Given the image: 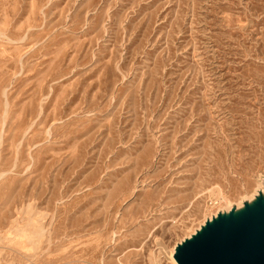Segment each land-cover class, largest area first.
Returning <instances> with one entry per match:
<instances>
[{"label": "rangeland", "instance_id": "rangeland-1", "mask_svg": "<svg viewBox=\"0 0 264 264\" xmlns=\"http://www.w3.org/2000/svg\"><path fill=\"white\" fill-rule=\"evenodd\" d=\"M259 179L264 0H0V264H170Z\"/></svg>", "mask_w": 264, "mask_h": 264}, {"label": "water", "instance_id": "water-1", "mask_svg": "<svg viewBox=\"0 0 264 264\" xmlns=\"http://www.w3.org/2000/svg\"><path fill=\"white\" fill-rule=\"evenodd\" d=\"M178 264H264V193L218 213L180 243Z\"/></svg>", "mask_w": 264, "mask_h": 264}, {"label": "bare ground", "instance_id": "bare-ground-1", "mask_svg": "<svg viewBox=\"0 0 264 264\" xmlns=\"http://www.w3.org/2000/svg\"><path fill=\"white\" fill-rule=\"evenodd\" d=\"M216 192L218 193V194H217V197H218V200H219V201H221L222 198H225V197L223 196V194H222L221 189H219V188L216 189V191H215L214 189H212V190H211V193H212L211 195L214 194V196H215V193H216ZM260 193H264V185L262 184L261 180L259 179V186L257 187V189H256V191H255V193H254V195H252L251 197H249L247 200H249V201H253V200H255L256 196H259ZM212 198H213V197H212ZM245 199H246V198H245ZM218 200H217V201H218ZM214 201H216V200H214ZM231 205H232V204H229L228 207L223 208V209L229 212L230 210H232ZM242 207H243V201L240 202V203L238 204V208H239V209L242 208ZM223 209H220V210H223ZM217 214H218V213H214L212 216L208 217V220H209V219H212L213 216H216ZM205 223H206V221H204V222H203V223L197 228V230L201 229V226H203ZM29 226H30V227H29ZM28 227H29V229L27 230V232H26L25 234L27 235V237H28L29 239H31V238L34 239L33 243L38 242V241L43 237V234H44V232H43L44 230H43L42 226H40L38 223L32 222L31 224H28ZM21 229H22V228H21ZM197 230H194V232L192 233V235L195 234ZM192 235H191V236H192ZM191 236H190V237H191ZM175 250H176V247L174 248V250L172 249L171 251H169V259H168V260L170 261V264H178L177 261H176L175 258H174ZM159 262H160V261H159ZM159 262L157 261V259H156L155 257H152L151 264H160Z\"/></svg>", "mask_w": 264, "mask_h": 264}]
</instances>
